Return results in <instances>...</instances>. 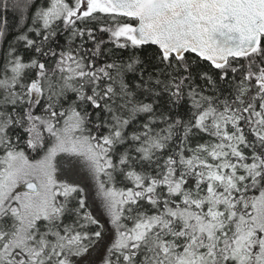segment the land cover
<instances>
[{
  "label": "snow or ice",
  "instance_id": "1",
  "mask_svg": "<svg viewBox=\"0 0 264 264\" xmlns=\"http://www.w3.org/2000/svg\"><path fill=\"white\" fill-rule=\"evenodd\" d=\"M0 264H264V0H0Z\"/></svg>",
  "mask_w": 264,
  "mask_h": 264
},
{
  "label": "trees",
  "instance_id": "2",
  "mask_svg": "<svg viewBox=\"0 0 264 264\" xmlns=\"http://www.w3.org/2000/svg\"><path fill=\"white\" fill-rule=\"evenodd\" d=\"M7 19H8V26H9V30H10V34L8 36V39L11 40L12 39V34H11V30L14 27V21L16 19V17L13 15V13L11 11H9V13L7 14ZM107 33H102L100 34L101 38L103 39H107ZM60 43L63 44L64 43V39L63 37L60 38ZM88 47H91V44L88 45ZM108 47H111V45H108ZM30 55V53H25V59L28 58V56ZM123 55L126 57L128 55L127 52H124ZM103 60L99 61V63H102Z\"/></svg>",
  "mask_w": 264,
  "mask_h": 264
}]
</instances>
